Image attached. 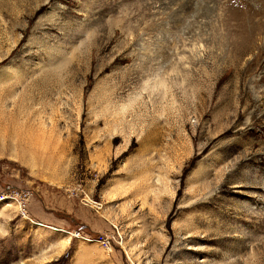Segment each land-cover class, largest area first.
I'll list each match as a JSON object with an SVG mask.
<instances>
[{"label": "rangeland", "instance_id": "1", "mask_svg": "<svg viewBox=\"0 0 264 264\" xmlns=\"http://www.w3.org/2000/svg\"><path fill=\"white\" fill-rule=\"evenodd\" d=\"M243 1L0 0V264H264Z\"/></svg>", "mask_w": 264, "mask_h": 264}, {"label": "bare ground", "instance_id": "2", "mask_svg": "<svg viewBox=\"0 0 264 264\" xmlns=\"http://www.w3.org/2000/svg\"><path fill=\"white\" fill-rule=\"evenodd\" d=\"M251 2H254V4H252ZM236 7L237 6L235 5V7L233 6L232 8H230V9H232L231 11L243 12V14L245 16L250 17V18H254L257 16L260 17L262 12L264 13V0H244L243 2H241L238 5L237 8ZM230 14H232V17H234L236 15L235 13H232V12H230Z\"/></svg>", "mask_w": 264, "mask_h": 264}]
</instances>
